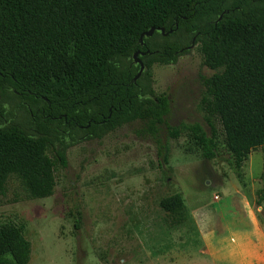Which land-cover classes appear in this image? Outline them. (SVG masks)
<instances>
[{
  "label": "trees",
  "instance_id": "16d2710c",
  "mask_svg": "<svg viewBox=\"0 0 264 264\" xmlns=\"http://www.w3.org/2000/svg\"><path fill=\"white\" fill-rule=\"evenodd\" d=\"M230 1L0 0V194L17 181L28 199L51 196L55 164L67 166L78 136L135 121L155 137L161 125L171 138L187 136L207 159L220 128L243 181L251 151L264 152V0ZM161 27L166 34L144 36L146 70L134 81L141 35ZM194 37L214 69L200 101L210 135L198 122L170 125L169 98L153 86V65L175 63ZM255 203L264 206V169ZM159 205L171 229L192 221L180 193ZM31 253L18 226L0 225V264H29Z\"/></svg>",
  "mask_w": 264,
  "mask_h": 264
},
{
  "label": "rangeland",
  "instance_id": "374dc122",
  "mask_svg": "<svg viewBox=\"0 0 264 264\" xmlns=\"http://www.w3.org/2000/svg\"><path fill=\"white\" fill-rule=\"evenodd\" d=\"M213 73L198 44L175 63L153 65L154 89L169 98L170 125L198 122L211 134L200 101L203 79ZM217 134L212 159L187 136L171 138L165 125L158 137L143 121L102 138L81 134L67 149V166L55 164L51 196L28 199L17 181L9 183L0 194V225L18 226L30 240L29 264H197L202 219L209 226L211 209L224 207L236 187L264 220V206L255 203L264 152L251 151L240 181L220 128ZM172 193L182 195L192 221L171 229L159 203Z\"/></svg>",
  "mask_w": 264,
  "mask_h": 264
},
{
  "label": "crops",
  "instance_id": "0c3cea01",
  "mask_svg": "<svg viewBox=\"0 0 264 264\" xmlns=\"http://www.w3.org/2000/svg\"><path fill=\"white\" fill-rule=\"evenodd\" d=\"M226 196L224 207L211 209L209 226H204L205 216L201 221L202 259L197 264H264V220L259 208L251 204L245 189L236 187Z\"/></svg>",
  "mask_w": 264,
  "mask_h": 264
},
{
  "label": "water",
  "instance_id": "95a60500",
  "mask_svg": "<svg viewBox=\"0 0 264 264\" xmlns=\"http://www.w3.org/2000/svg\"><path fill=\"white\" fill-rule=\"evenodd\" d=\"M156 30L160 31V32L163 33V34H166L165 29H164L163 27H161V28H152V29H150L149 31H147L145 34H142V35H141V44H143V38H144V36H152L153 33H154ZM170 32H171V30H170ZM194 45H195V40H193V41L191 42V44L189 45L188 49H189V50L192 49ZM138 54H139V52L137 51V52H135L134 55H133V62H134V63H138V62L140 63V69H139L138 73L135 75V77H134V81H136V79L141 75V73L144 71V68H145L143 62H140V59H139V57H138ZM142 54H144V52H143Z\"/></svg>",
  "mask_w": 264,
  "mask_h": 264
},
{
  "label": "flooded vegetation",
  "instance_id": "af4514ba",
  "mask_svg": "<svg viewBox=\"0 0 264 264\" xmlns=\"http://www.w3.org/2000/svg\"><path fill=\"white\" fill-rule=\"evenodd\" d=\"M229 3H258V1H256V0H231ZM193 40H195V42H196V38L194 37L191 41H189V44H187L183 49L180 50V53H187V52H184V50L185 51H189L188 47H189V45L191 44V42ZM142 47L145 48V49H140L138 51L139 52L138 57L140 59V62H143L141 57L145 56L146 53L149 52V48L148 47H145L144 44H142ZM143 52H144V54H142ZM133 64L138 68V71H139V69H140V63L139 62L138 63H134L133 62ZM144 70H146V67L144 68Z\"/></svg>",
  "mask_w": 264,
  "mask_h": 264
}]
</instances>
